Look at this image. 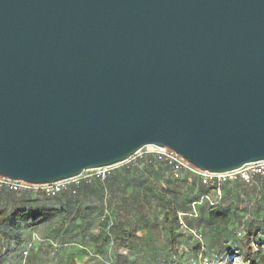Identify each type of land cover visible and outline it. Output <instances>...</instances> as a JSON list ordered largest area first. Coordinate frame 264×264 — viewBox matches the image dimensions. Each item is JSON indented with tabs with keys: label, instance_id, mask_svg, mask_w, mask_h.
Segmentation results:
<instances>
[{
	"label": "water",
	"instance_id": "95a60500",
	"mask_svg": "<svg viewBox=\"0 0 264 264\" xmlns=\"http://www.w3.org/2000/svg\"><path fill=\"white\" fill-rule=\"evenodd\" d=\"M145 146L264 160V0H0V175L67 181Z\"/></svg>",
	"mask_w": 264,
	"mask_h": 264
},
{
	"label": "trees",
	"instance_id": "16d2710c",
	"mask_svg": "<svg viewBox=\"0 0 264 264\" xmlns=\"http://www.w3.org/2000/svg\"><path fill=\"white\" fill-rule=\"evenodd\" d=\"M231 181L204 184L189 169L175 171L165 158L142 151L104 177L69 180L54 196L0 188V264H23V253L36 250L56 256L70 243L80 251L86 247L94 264H198L199 256L217 264L232 247L248 264H264V194L246 210L241 199L226 196ZM217 192L229 201L222 203ZM148 224L159 225L163 243L151 241L144 251L149 241L138 231ZM206 229L217 233L212 243ZM34 232L39 249L33 246ZM232 232L231 246L225 239Z\"/></svg>",
	"mask_w": 264,
	"mask_h": 264
},
{
	"label": "built area",
	"instance_id": "2783aa9c",
	"mask_svg": "<svg viewBox=\"0 0 264 264\" xmlns=\"http://www.w3.org/2000/svg\"><path fill=\"white\" fill-rule=\"evenodd\" d=\"M147 152L152 154H157L159 158H165L168 162L173 164V168L175 171L179 169H189L192 173L199 177L200 182L208 185H217L219 186L222 183L239 179L241 181L251 182L252 178L255 175L264 174V160L256 161V162H249L245 163V165L241 166L240 168L230 170L227 172H208L199 170L198 168L192 166L189 162L185 161L179 154H176L172 149L170 150L168 147H159V146H145L141 148L134 156L141 155V152ZM110 167H101L98 168L100 170L98 175L102 177L108 173V169ZM177 176V174H174ZM77 178V177H76ZM75 179V178H72ZM67 181H57L54 183H39V184H32L26 181L21 180H12L0 175V188L11 189L14 191L18 190H31L34 193H43L47 196H54L58 191H60ZM194 203L192 204V210L194 212ZM193 234H195L193 232ZM197 237V236H196ZM26 255V252L23 253ZM219 261L217 264H220ZM198 264H209L207 261L202 260L201 256H199Z\"/></svg>",
	"mask_w": 264,
	"mask_h": 264
},
{
	"label": "rangeland",
	"instance_id": "374dc122",
	"mask_svg": "<svg viewBox=\"0 0 264 264\" xmlns=\"http://www.w3.org/2000/svg\"><path fill=\"white\" fill-rule=\"evenodd\" d=\"M140 154V153H139ZM138 154V155H139ZM124 163H126V162H124ZM122 164V163H121ZM118 165V164H117ZM113 166H115V165H113ZM100 170H98V169H95V170H86V171H84L80 176H78L77 178L79 179V178H87V177H89V176H92V175H95V174H97L98 175V172H99ZM72 180H74V179H72ZM67 184V183H66ZM217 194H221L220 196H222V200H221V202L222 203H226V202H228L229 201V199H227L226 198V196H224L223 195V192H217ZM215 196V195H214ZM214 196H211V197H214ZM217 196V195H216ZM230 198V200H233L234 199V197L233 196H231V197H229ZM141 203H142V201H141ZM143 206H144V209H146V210H150L151 209V207H150V204H146V201H143ZM132 209H133V207H132ZM127 210V212H130V210L129 209H126ZM125 211V210H124ZM241 214H240V217L242 216H244L245 214H246V212L244 211H241L240 212ZM144 229H141V230H139L138 231V234L140 235V236H143V237H146V238H148V240H146V241H149V242H145L144 241V243H143V246H142V248H144V251L145 250H147V247L150 245V244H153V243H151V241H153L154 242V244L156 243V245H157V243H158V245H160V243H163V242H161L160 240H162L163 241V236H160V233H161V231H160V228H159V225H157V224H153V225H151V224H148V225H146V226H144L143 227ZM220 229H222V230H224V229H226L225 227H223V226H220ZM200 233H201V236H203L204 235V233L202 232V230H200L199 231ZM38 233L37 232H34L33 233V246L36 248V249H39V245H40V242H39V240H38ZM233 235H234V232H232V234L231 235H229L225 240L227 241V243L228 244H230L231 246L233 245ZM205 236H206V239H207V241H209V242H213L212 240H214L216 237H217V233H216V231L215 230H208V229H206V231H205ZM142 237V238H143ZM150 237V238H149ZM193 237V236H192ZM212 238H214V239H212ZM225 238V237H224ZM223 239V238H222ZM159 241V242H158ZM146 244V245H145ZM153 244V245H154ZM66 249H65V251H66V254L67 253H69V246H66L65 247ZM79 250H81V249H79ZM85 250H86V247H83L82 248V251H78V256L76 257V260H74L73 258V260L72 261H70L69 260V256H68V254H67V257H66V261H63V264H94V262L93 261H91V260H89V259H87L86 258V253H85ZM143 251V252H144ZM188 251V250H187ZM262 253L264 254V245L262 246ZM221 263L220 264H248L247 262H245V261H243V255L240 253V254H238V252H236V250H234L233 249V247H232V249L229 251V252H227L226 254H224V256H223V258H222V260L220 261ZM184 264H190V262H183ZM194 263V262H193Z\"/></svg>",
	"mask_w": 264,
	"mask_h": 264
},
{
	"label": "crops",
	"instance_id": "0c3cea01",
	"mask_svg": "<svg viewBox=\"0 0 264 264\" xmlns=\"http://www.w3.org/2000/svg\"><path fill=\"white\" fill-rule=\"evenodd\" d=\"M227 186L226 196L241 199L243 208L248 204L249 206L246 208L251 210L250 206H254L255 199L261 197V194H264V175L256 176L249 184L234 179ZM67 246H69V253H67L69 260H76L80 247L73 243L67 244ZM65 249L56 253V256L48 255L42 252L43 250L27 253L23 264H63V261H66L67 257Z\"/></svg>",
	"mask_w": 264,
	"mask_h": 264
}]
</instances>
